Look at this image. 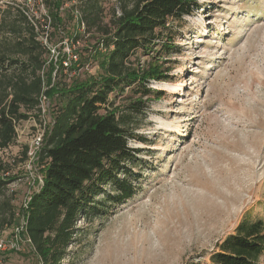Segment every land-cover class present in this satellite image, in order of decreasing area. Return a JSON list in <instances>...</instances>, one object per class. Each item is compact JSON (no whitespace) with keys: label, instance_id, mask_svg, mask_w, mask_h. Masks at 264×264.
Masks as SVG:
<instances>
[{"label":"rangeland","instance_id":"rangeland-1","mask_svg":"<svg viewBox=\"0 0 264 264\" xmlns=\"http://www.w3.org/2000/svg\"><path fill=\"white\" fill-rule=\"evenodd\" d=\"M7 1L26 5L37 17L46 12L41 0ZM134 1L107 0L105 21L113 8L120 13V2ZM197 1L200 9L173 22L169 54L154 44L135 61L144 69L150 63L153 75L146 83L162 95L141 97L140 87L132 89L133 99L147 107L135 121L139 140L128 142L138 150V163L129 167L138 178L134 195L106 207L101 215L80 219L79 237L70 248L75 258L62 264L204 262L242 218L264 220V0ZM78 30V43L66 36L67 31L74 33L71 25L48 43L53 65L52 70L46 66L43 75L50 74L52 83L45 90L57 81L84 82L100 73L92 58L82 67L78 61L73 69L60 72L58 60L66 66L74 61L70 54L85 58L94 43L83 27ZM104 52L99 47L97 57ZM159 74L168 79H157ZM177 84L182 88L175 91ZM132 92L126 88L110 99L121 107ZM53 98L43 94L40 111L19 122L16 141L0 150L3 174L12 180L5 194L16 214L14 223L40 187L42 141L31 158L23 151L52 125ZM14 225H4L0 234L8 235ZM0 263L40 260L34 249L23 245L2 254ZM257 264H264V253Z\"/></svg>","mask_w":264,"mask_h":264},{"label":"trees","instance_id":"trees-1","mask_svg":"<svg viewBox=\"0 0 264 264\" xmlns=\"http://www.w3.org/2000/svg\"><path fill=\"white\" fill-rule=\"evenodd\" d=\"M106 1L41 0L46 12L37 17L26 5L0 0V150L16 141L19 122L40 111L43 94L56 96L52 125L43 135L39 153L42 183L21 213L40 264L74 260L76 252L70 248L80 234L77 222L101 215L106 207L134 195L138 178L129 167L138 163V150L128 142L139 140L135 121L146 114L147 107L133 99L132 89L140 87L141 97L162 95L146 83L153 75L150 63L144 69L135 61L140 52L154 44H161V51L169 54L173 22H182L201 8L197 0L120 2V13L117 15L113 8L105 21ZM69 25L74 31L66 32L71 43H78L82 37L81 27L94 43L87 48L85 58L78 53L77 60H70L66 66L58 60L60 72L73 69L78 61L82 67L92 58L98 62L100 73L84 82L57 81L45 90L52 83L50 74L43 75V69L49 66L52 70L53 65L47 57L48 43L53 44V37L64 33ZM165 37L169 39L165 41ZM99 47L106 52L97 57ZM156 77L168 79L161 74ZM126 88L132 92L129 103L114 106L110 95H121ZM26 152L27 148L25 158ZM5 171L0 164V230L19 221L14 223L16 214L6 198L12 180L3 174ZM263 253L264 220L245 217L233 233L208 252L207 261L185 264H257Z\"/></svg>","mask_w":264,"mask_h":264},{"label":"built area","instance_id":"built-area-1","mask_svg":"<svg viewBox=\"0 0 264 264\" xmlns=\"http://www.w3.org/2000/svg\"><path fill=\"white\" fill-rule=\"evenodd\" d=\"M70 56L72 57L71 59H74V61L77 60V56L75 54H70ZM43 135L44 132H40L36 137H34V144L30 145L26 152L27 159L31 158L34 154V149L41 145ZM39 183L41 185L42 178L40 179ZM27 202L28 200L24 202V208H26ZM23 245L33 249L31 239L26 231V217L21 215L18 223L12 227L8 235L0 234V255L7 251L21 250Z\"/></svg>","mask_w":264,"mask_h":264},{"label":"bare ground","instance_id":"bare-ground-1","mask_svg":"<svg viewBox=\"0 0 264 264\" xmlns=\"http://www.w3.org/2000/svg\"><path fill=\"white\" fill-rule=\"evenodd\" d=\"M181 88H182V86H181L180 84H177V85L174 87V90L177 91V90H179V89H181Z\"/></svg>","mask_w":264,"mask_h":264}]
</instances>
